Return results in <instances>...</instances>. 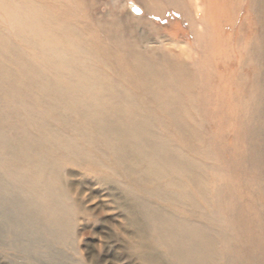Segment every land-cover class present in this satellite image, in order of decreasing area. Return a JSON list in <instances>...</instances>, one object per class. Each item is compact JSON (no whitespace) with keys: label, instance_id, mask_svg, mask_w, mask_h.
Masks as SVG:
<instances>
[{"label":"rangeland","instance_id":"obj_1","mask_svg":"<svg viewBox=\"0 0 264 264\" xmlns=\"http://www.w3.org/2000/svg\"><path fill=\"white\" fill-rule=\"evenodd\" d=\"M261 16L251 0H0V264H168L142 203L210 231V264L264 253ZM127 114L125 153L102 120ZM31 200L35 221L14 212Z\"/></svg>","mask_w":264,"mask_h":264},{"label":"bare ground","instance_id":"obj_2","mask_svg":"<svg viewBox=\"0 0 264 264\" xmlns=\"http://www.w3.org/2000/svg\"><path fill=\"white\" fill-rule=\"evenodd\" d=\"M250 4V2H249ZM197 6V5H196ZM251 8L257 12V14H259L260 16L262 14H264V0H251ZM199 9V8H198ZM199 11V10H198ZM263 17V16H261ZM260 18V17H259ZM263 20V18H262ZM263 24V23H262ZM262 27L263 28V25L259 26V28ZM261 29V28H260ZM262 30L261 29V32L262 33ZM264 34V33H263ZM260 37V36H259ZM264 37V36H263ZM252 42V41H251ZM253 46V44H252ZM257 46V45H256ZM254 49V48H253ZM251 50V48H250ZM249 50V52H250ZM250 54V53H249ZM262 57H264V45H259V47L256 48L255 50V58H250V59H253V60H257V59H261ZM249 60V58H248ZM261 61V60H260ZM247 62V61H246ZM262 62V61H261ZM258 66V64H257ZM258 68V67H257ZM261 69V68H258V70ZM9 70V69H8ZM36 69L31 66V65H28L27 66V74H29L33 71H35ZM257 70V71H258ZM144 72V71H143ZM155 72L153 69L151 71H148L144 74H148L149 76L152 75H155ZM84 75V74H83ZM157 77V75H156ZM258 77H260L258 75ZM262 77V76H261ZM259 80V79H258ZM43 81L44 83H48V84H52L51 86H48V87H52L54 89H57V90H63V93L64 94V98L66 99V96H68V91L67 89H64L63 88V85L61 86L60 84H58L57 82H54L51 78H48V80H41ZM262 82H264V79L262 80ZM62 83V82H61ZM260 83V82H259ZM263 90V88H262ZM52 91V90H50ZM71 94V93H69ZM60 97V96H58ZM60 99V98H59ZM264 103V102H263ZM115 105V104H114ZM118 108V107H116ZM260 108V107H259ZM263 110L260 109V112H262ZM259 112V111H258ZM124 114V113H123ZM122 117L120 118H115V119H112L110 120L111 118L107 117V118H104L102 120V122L107 125L110 130H109V133H107V136L108 137H118L116 140H118L120 142V140H122V136H125L124 134H130V133H133V134H138V125L137 123L131 118V115L129 116L128 114L127 115H121ZM56 117V116H55ZM118 121H121L122 122V125L123 127L121 128L119 126V124L117 123ZM121 124V123H120ZM116 126V127H115ZM140 128V127H139ZM141 132H144L142 129H141ZM119 138H121L119 140ZM125 142V141H124ZM262 143V142H260ZM128 144V143H127ZM122 144L121 142L118 144L117 148L123 152L126 153V148L127 146L129 147L131 144ZM20 145V144H19ZM18 146V145H17ZM118 149H115L114 148V154L116 155V158L118 159L119 163H126L125 160H123L122 156L119 155L118 153ZM167 150L162 147L160 148L159 152L161 154H163L164 152H166ZM18 153H21L20 151ZM17 153V154H18ZM129 155V154H128ZM135 157V156H134ZM138 158V157H137ZM155 158V157H153ZM152 158V160H153ZM125 159V158H124ZM133 159V158H132ZM159 159V158H158ZM1 160V159H0ZM123 160V161H122ZM138 160V159H137ZM136 159L134 161H137ZM150 161V160H148ZM132 162V161H130ZM139 162V161H138ZM152 162V161H151ZM154 162V161H153ZM150 163L151 165L152 164H155V163ZM129 164V163H128ZM134 165V163H132ZM158 164V162L156 163ZM150 165V166H151ZM148 166V165H147ZM133 167V168H132ZM131 168H128L127 169V172H132L131 174H136L137 171H136V166H132ZM146 167V166H145ZM135 168V170H134ZM149 171V170H148ZM38 173V172H37ZM150 173L152 174H155L156 173V170L151 168L150 169ZM50 178V183H56L57 179H56V176L50 174L49 176ZM195 174L192 175V177H190V179L192 181H195ZM263 188V187H262ZM48 201V200H47ZM180 202V200H178ZM190 201V200H189ZM205 201V200H204ZM175 202V201H174ZM185 202V200H184ZM192 202V201H191ZM190 202V203H191ZM48 202L44 203V204H47ZM187 203V202H186ZM38 204V203H37ZM143 205V208H144V215L145 217L148 219V221L151 223V229H153V233L155 235V242L162 248L165 249V256L168 257L169 259V262L168 264H210L211 262V259H212V252H213V249L215 248V245H216V242H215V239L214 237H212L210 235V231L208 232L207 229L199 224H192L190 225V223L184 221V220H174L175 218L169 214H158L156 213V211L151 207V205L149 204H146V203H142ZM196 203H194L192 206H194ZM33 205V207H32ZM179 205H182L179 203ZM47 205H45V208H46ZM185 206V205H184ZM187 206H189L187 204ZM38 206H36V204L34 202L31 201H28V204H26L25 206H22L19 204V206H16L15 207V211L16 214L18 213L19 215L21 216H24V217H28V219H31L33 221L37 220L38 219V210L36 209ZM186 207V206H185ZM200 207V206H199ZM199 207H195L196 209H199ZM182 208V207H181ZM180 208V209H181ZM184 209V208H182ZM195 209V210H196ZM43 210V209H42ZM192 210V209H190ZM200 210V209H199ZM159 212V211H158ZM38 213V214H37ZM194 213V212H193ZM42 217H46V220H47V223H48V213L46 210H43V213L41 214ZM204 215V214H203ZM18 216V215H17ZM238 217V216H237ZM259 217V216H258ZM17 218V217H16ZM132 218V217H131ZM262 220V219H261ZM262 222V221H261ZM39 223V222H38ZM46 223V231L48 233V224ZM57 223V222H56ZM55 224V223H54ZM263 224V223H262ZM54 226V225H53ZM45 227V224L44 226ZM25 231H23L24 233ZM262 232V231H261ZM216 233V232H215ZM263 233V232H262ZM43 234V233H42ZM17 236V235H16ZM56 237V236H55ZM264 237V236H263ZM252 238V237H251ZM60 239V238H59ZM254 239V238H253ZM61 240V239H60ZM252 240V239H251ZM253 241V240H252ZM251 241V242H252ZM227 242V241H226ZM254 243V242H253ZM255 244V243H254ZM256 245V244H255ZM255 245H254V248H255ZM258 245V244H257ZM264 245V244H263ZM237 247V246H236ZM252 247V246H251ZM253 248V249H254ZM229 249V248H228ZM237 250V249H236ZM252 250V249H250ZM234 251V250H233ZM238 251V250H237ZM215 252V250H214ZM213 252V253H214ZM237 253V252H236ZM245 253V252H244ZM248 255H251V258H247V260L250 259V264H254V259H256V263L257 264H264V253H247ZM257 256H256V255ZM148 255V254H147ZM231 256V255H230ZM238 256V255H237ZM244 256V255H243ZM255 256V257H254ZM259 256V257H258ZM216 257V256H215ZM254 257V258H253ZM151 258V257H150ZM217 258V257H216ZM253 258V259H252ZM223 259V258H222ZM232 259V258H231ZM229 259V264H230V260ZM252 259V260H251ZM218 260V258H217ZM244 261V260H243ZM241 260H239L238 258V261L235 262V264H246V262H243ZM165 262V261H164ZM214 262V261H213ZM216 262V261H215ZM219 262V261H218ZM217 262V263H218ZM222 262V261H221ZM234 262V261H232ZM248 263V262H247ZM166 264V263H165ZM216 264V263H214ZM232 264V263H231Z\"/></svg>","mask_w":264,"mask_h":264},{"label":"water","instance_id":"obj_3","mask_svg":"<svg viewBox=\"0 0 264 264\" xmlns=\"http://www.w3.org/2000/svg\"><path fill=\"white\" fill-rule=\"evenodd\" d=\"M132 11L135 13V14H141V10L137 7H133L132 8Z\"/></svg>","mask_w":264,"mask_h":264}]
</instances>
